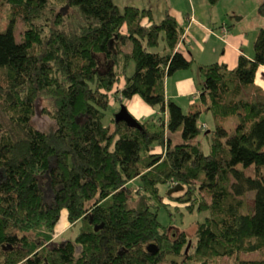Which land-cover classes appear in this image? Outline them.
I'll return each mask as SVG.
<instances>
[{
    "label": "trees",
    "instance_id": "trees-1",
    "mask_svg": "<svg viewBox=\"0 0 264 264\" xmlns=\"http://www.w3.org/2000/svg\"><path fill=\"white\" fill-rule=\"evenodd\" d=\"M186 24L117 0H0V264H264V27L253 57L199 62L186 112L167 94L198 62ZM136 95L159 114L108 119ZM64 210L81 225L57 240Z\"/></svg>",
    "mask_w": 264,
    "mask_h": 264
},
{
    "label": "rangeland",
    "instance_id": "rangeland-1",
    "mask_svg": "<svg viewBox=\"0 0 264 264\" xmlns=\"http://www.w3.org/2000/svg\"><path fill=\"white\" fill-rule=\"evenodd\" d=\"M121 4V8H124L125 6V1L117 0ZM188 1V0H187ZM205 1V2H204ZM208 0H195V7L197 4L202 5L206 3ZM132 3L139 4V5H147V6H152L154 9L155 16L157 17V20L160 21L161 18L166 14V9L169 8L172 13H174L176 16H178L179 20L181 23H183V20L185 19V14L187 12H183L180 10L183 5L181 0H131ZM256 2L257 0H237L235 3H233L232 6H234V9H230L229 11H224L223 17L220 15L219 10H216L217 6H212L209 1L208 3L211 5L210 8L213 12V18L214 22H216V31L219 36L223 35L222 29L224 30V35L226 34L227 41L225 42L223 39H221L218 35L215 37L213 36L211 40L213 41L212 43L209 44V47L207 46V49L203 50L205 52L206 56L203 57V61H200L198 58V62L193 65L192 68L190 69H185V70H179L176 72L173 76L169 77L168 79V84H167V93L168 97L170 100L178 102L183 109L186 112H190L193 110H196L197 108L202 107V102L199 98L200 96V91L203 88V78L201 76L200 70H199V62L201 63H213V62H224L227 58L226 56H229L232 52V49L230 48L232 44L237 45L235 42L241 41L244 37H254L255 34V26H259V30L264 27V16L260 15L258 12H256ZM226 5L228 6L227 2ZM231 3V2H230ZM188 6H190V3H187ZM229 7V6H228ZM204 5L202 6L201 13L203 11ZM189 11H191L189 9ZM205 12V11H204ZM203 12V13H204ZM239 17H241L239 19ZM9 19L7 16L4 18V23L5 25H8ZM221 22L225 23L223 24L222 27H220ZM232 25L231 28H228L227 30V25ZM23 23L21 20L17 22L16 25V31L15 34L19 40L22 38L21 31L23 30ZM258 30V31H259ZM257 31V36L258 32ZM186 35L187 32H185V40H186ZM256 36V38H257ZM255 38V39H256ZM254 40V39H253ZM254 42L252 41L247 45V47H244L247 50H253L254 49ZM231 43V45H229ZM242 47V45H238ZM225 48H227L228 52L225 55ZM244 53V52H240ZM239 53V55H240ZM238 55V58H239ZM253 57V56H252ZM207 61V62H206ZM238 62V59L236 63ZM23 63V60L21 58H12L11 59V64L14 68H19L21 64ZM232 66L235 63H230ZM133 71V68H132ZM261 84V83H260ZM264 84V83H263ZM262 84V85H263ZM264 86V85H263ZM196 90V91H195ZM170 94V95H169ZM180 97V98H179ZM44 102L40 103L38 105V115L36 118L37 124L41 126H47L49 124V119L47 116L43 115L40 113L42 110V106ZM126 104L131 110V112L140 120L144 121L149 117H153L155 115L159 114V110L157 109L158 107L154 108L148 103H146L140 96H137L133 100H125V102H122L120 100L112 102L110 111H109V116L108 119L110 118L111 114H117V112L120 111L122 106ZM152 108H154V113L152 112ZM151 113V114H150ZM107 119V120H108ZM202 120L207 122L206 128L203 129L201 137L203 138L206 137L205 133L209 130L212 129L214 126L213 123V115L211 113L204 114L202 115ZM238 122V116H232L227 120V126L233 131L235 129V126ZM205 139V138H203ZM204 142V147L207 150L208 148V142L207 140L203 141ZM177 187H172L170 190L171 193L177 192ZM165 190V189H164ZM163 190V191H164ZM180 214H177V222L180 219ZM161 219L168 222H172L175 224L171 217L167 214V212H162L160 215ZM186 220L183 223L182 226H188L190 222L198 218V215L194 216H185ZM81 223L79 222L75 226H70L68 218H67V212L64 210L62 212L61 219L57 225V228L59 231H61V239H69V238H75L77 233L79 232ZM180 229L173 227L172 232H178ZM192 231V229H190ZM255 255V254H254ZM219 264H231V259L229 257H225L222 259V261Z\"/></svg>",
    "mask_w": 264,
    "mask_h": 264
},
{
    "label": "crops",
    "instance_id": "crops-1",
    "mask_svg": "<svg viewBox=\"0 0 264 264\" xmlns=\"http://www.w3.org/2000/svg\"><path fill=\"white\" fill-rule=\"evenodd\" d=\"M121 1H125L126 4H135V3H132L131 0H121ZM181 1H182L183 7L180 10H182L183 12H187L185 14V17H184L185 19L183 20V23H185V24L187 23L186 24L187 25V28H186V32H187L186 43L188 44V48L193 51L194 55L200 61H203V57L206 56L205 55L206 53L203 52V50L207 49V46L209 47V44L213 42L211 40V38L213 36L214 37L216 35L219 36V34H217V31H216V29H217L216 25H215L216 22H214V18H213V15H212L214 11H212L210 9L212 7H210L211 5L208 3V1H206V3L203 4L204 8H203L202 13H201V9H202V6H203L202 3L199 4V5L197 4V6L195 7V0H188V1L187 0H181ZM236 1L237 0H222L216 5L217 6L216 10H219L220 15L223 17L224 11H229L230 9H234L235 8L232 5ZM262 1L263 0H257L256 6H254L257 9L256 12H258L260 15H262L260 13V10H259ZM188 2L190 3V6H188V4H187ZM224 2H227L229 7ZM118 3H120V2H118ZM136 5L141 6V7H150L152 9H154L152 6H147V5H143L142 6V5H139V4H136ZM168 9L169 8H167L165 11L167 12ZM189 9L191 11H189ZM240 18L241 17H239V19ZM223 24H225V23L221 22L220 27H222ZM226 25H227V23H226ZM232 25L233 24H231V25L228 24L227 25V30H229L228 28H231ZM255 28H256V30H255L256 32L254 34V37H252V38L244 37L241 41L235 42V43H237V45L232 44V46L230 48L232 49L233 53H231L229 56H226L227 59L224 62H226L228 64H230V63H235L236 64V61L238 59V55H239L240 52H244L245 54H247L250 57H252L254 55V49L251 50V48H250V50H247L244 47H247V45L249 43H251L252 41H255V38L257 36L256 33L259 30V26H255ZM222 32H223V35H221L219 37L221 39H223L225 42H228L227 41L228 37H226V34L224 35V30L223 29H222ZM229 45H231V43ZM238 45H242V47H240ZM224 51H225V55H226L227 52H228L227 48H225ZM235 64H233V65H235ZM257 81L259 83H261V84L264 83V66H262V69H261V71H260V73L258 75ZM137 96H139V95H136L134 98H136ZM154 111H155L154 108H152V112L151 113H154Z\"/></svg>",
    "mask_w": 264,
    "mask_h": 264
},
{
    "label": "water",
    "instance_id": "water-1",
    "mask_svg": "<svg viewBox=\"0 0 264 264\" xmlns=\"http://www.w3.org/2000/svg\"><path fill=\"white\" fill-rule=\"evenodd\" d=\"M117 121H125L128 124L134 126V127H139L142 128V123L140 119H138L128 108L126 104L122 106L119 112L116 114ZM177 189V188H175ZM190 247V246H189ZM188 247V248H189ZM150 251L156 252L157 247L155 244L150 245L149 247Z\"/></svg>",
    "mask_w": 264,
    "mask_h": 264
}]
</instances>
